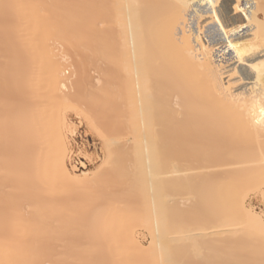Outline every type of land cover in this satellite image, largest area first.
<instances>
[{
    "label": "bare ground",
    "instance_id": "bare-ground-1",
    "mask_svg": "<svg viewBox=\"0 0 264 264\" xmlns=\"http://www.w3.org/2000/svg\"><path fill=\"white\" fill-rule=\"evenodd\" d=\"M0 264H264V0H0Z\"/></svg>",
    "mask_w": 264,
    "mask_h": 264
},
{
    "label": "rangeland",
    "instance_id": "rangeland-1",
    "mask_svg": "<svg viewBox=\"0 0 264 264\" xmlns=\"http://www.w3.org/2000/svg\"><path fill=\"white\" fill-rule=\"evenodd\" d=\"M92 75H94V74L92 73ZM94 76H95V75H94ZM72 120H74V122H75V118H72ZM81 131H82L81 127H78L77 135L74 137L76 143H80L81 138L85 139V138L83 137V135H80V134H81ZM78 134H79V135H78ZM81 136H82V137H81ZM86 141H88L89 145H91V139H90L89 137H86ZM77 159H78V158H74V157H72V160L75 161V162H74V165L76 166L77 169L83 170V168H81V166H80V164L78 163V161H76ZM81 161L84 162V160H81ZM85 167H86V168H91V167H92V164H87V163H86V166H85ZM255 199H256V198H255L254 196H250V199H249V201L252 200V201H251V204L254 206V208H255L256 210H258V211H259V209H263V207L261 206L262 203L258 202V199H256V200H255ZM137 235H138V239H139V241H140L143 245H146V244H147V237H146V234L144 233V231L139 230V231L137 232Z\"/></svg>",
    "mask_w": 264,
    "mask_h": 264
}]
</instances>
